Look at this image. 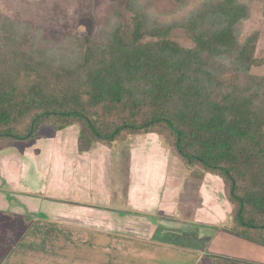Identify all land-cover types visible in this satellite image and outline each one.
I'll return each instance as SVG.
<instances>
[{"label": "trees", "instance_id": "obj_1", "mask_svg": "<svg viewBox=\"0 0 264 264\" xmlns=\"http://www.w3.org/2000/svg\"><path fill=\"white\" fill-rule=\"evenodd\" d=\"M137 4L127 0L130 18L116 11L105 35L61 41L0 14V148L44 125H79L81 151L156 134L175 161L221 177L230 232L264 245V75L252 72L264 57L259 31L239 38L248 5L206 0L156 24ZM178 29L193 46L174 39Z\"/></svg>", "mask_w": 264, "mask_h": 264}, {"label": "rangeland", "instance_id": "obj_2", "mask_svg": "<svg viewBox=\"0 0 264 264\" xmlns=\"http://www.w3.org/2000/svg\"><path fill=\"white\" fill-rule=\"evenodd\" d=\"M135 1L146 11L151 23L167 24L187 17L206 0ZM239 1L246 3L250 9L249 17L239 23V38L244 40L249 34L259 31L257 55L264 57V0ZM126 2L127 0H0V14L45 29L48 38L61 41L71 34L91 37L107 34L116 21V11L122 10L126 14L125 20L130 18L131 12L125 9ZM174 39L184 46H193L181 29L175 31ZM252 72L264 75V65L254 67ZM80 132L79 125L63 130L44 125L35 137L0 148L1 264H156L161 252H166L161 258H170L174 264H194V257L180 250H172L170 245H160L159 249L155 247L151 241L152 236L159 237L167 234V231L155 233L156 222L152 219L139 218V230L136 229L137 232H133L131 237V228L121 227L117 222L112 225L113 218L110 214L108 216L101 210L95 211L96 207L87 210L80 207L76 211H73L74 208L68 209L72 205L77 207V204L86 206L87 201L96 205L100 203L93 199L92 182L98 179L95 174L97 170L94 171L98 167L94 161L96 158L91 153L87 154L88 151L79 149ZM144 138L146 137H129L124 143H120V155L124 162L116 164L115 169L123 173L120 178L123 185L119 187V183H116L112 187V193L120 190V198L124 199L125 196L121 192H129V176L140 179L139 172L136 177L134 169L129 171V165L133 166L129 154L142 147ZM152 139L149 136L144 142L147 147L154 145L155 139ZM163 141L162 148L166 147ZM95 146L96 144L93 147ZM104 147L107 150L105 153L99 150L97 153L93 152L100 162L105 161V156H111L110 148L117 150L118 146L115 149L108 145ZM167 149L168 147L164 150ZM112 155L117 159L118 151H113ZM5 158L11 161L18 159V163L20 159L23 161L24 168L30 172H26V189L18 191L2 175L3 168L4 172L14 170L19 173L21 170V166L9 167L10 170H7L6 165L1 164V159L6 160ZM169 158L170 167L164 191L171 192V199L169 201L168 198V201L173 209L169 213L170 224L166 225L176 226L175 231H185L186 228L179 226L200 225L202 220L207 223L213 219L224 221L227 214V222L224 223L226 227L223 228L229 232L234 223L230 213L232 203L226 196L221 177L200 168L187 167L181 161L172 159L174 156ZM106 163L111 169L112 163ZM151 166L147 171L148 175H163L162 168L149 164ZM141 167L142 165L139 168L137 166L136 169L140 171ZM130 186L133 187V184ZM162 186L164 185L153 190H160ZM134 189L143 199L144 192L139 191V188ZM207 199L212 202L210 209L217 205L223 206L221 217L211 213V210L209 213L199 211L203 209ZM128 203L132 207L133 203ZM52 204L59 205L61 210L56 211L54 207L49 209ZM45 207L54 219L49 218ZM173 252L175 253L172 254ZM209 260L211 259H207L208 263ZM213 261L216 264L214 259L212 263Z\"/></svg>", "mask_w": 264, "mask_h": 264}, {"label": "crops", "instance_id": "obj_3", "mask_svg": "<svg viewBox=\"0 0 264 264\" xmlns=\"http://www.w3.org/2000/svg\"><path fill=\"white\" fill-rule=\"evenodd\" d=\"M149 136H151L155 140H154V145L147 147L144 142H146V139ZM144 137L146 138H144L142 147L135 149L137 152H131L129 154L130 160L133 161V166L131 167V165H129L130 166L129 171L131 172L134 169L133 171L135 172V175L137 174V172H139L140 179L139 178L136 179L135 176L133 177V175L129 176V180H130L129 188H128L129 192L126 194L121 192L122 194L125 195L124 199L119 197L120 190L117 189V192L112 193L113 192L112 187H114V185H117L116 183H119V187L123 185L122 184L123 181L122 182L120 181V178L122 177L123 173L119 169H115L116 164L124 162V159L122 158L123 156L120 155V151L122 150L121 144L120 146L118 145V147L116 146L117 150L115 148H114L115 150L111 148L109 149V152H111L110 153L111 156H113L112 155L113 151L115 152L118 151L119 156H116L117 159H115V157L105 156V161L100 162L98 161L99 157L94 155L93 152L95 151L97 153V151L99 150L102 153H105L107 150H104L105 145L103 146L102 143L95 142L93 146L95 144L96 146L95 147L92 146V148L88 150L87 154L91 153L92 156H94L96 159L98 158V160L94 159V161L98 166L96 169H94V171L97 170L95 174H96V178L98 179L92 182V184H93V199L95 200V202L96 200L100 201V203L96 205V204H92L91 201H87L86 206L82 207L79 204H77L78 205L77 207L75 205L74 206L72 205L68 209L74 208V210L73 209L72 210L76 211L80 209V207L85 210L94 209L96 207V209H94L95 211L101 210L105 212L108 216L110 214V216L113 218V221L111 223L112 225H116L115 222H117L121 227L124 226L126 228H131L133 230L130 234L131 237H133L132 235L133 232H137V230H139L140 225L137 223L139 218L152 219L153 221L156 222L154 226L155 233L158 234L160 232L161 234L162 230L167 231V234L164 231L165 234L160 235L159 237L154 238V236H152L154 241L153 240L151 241L152 243L155 244V247H158L159 249L160 245L163 244H164L163 246L170 245V248H172V250L173 249H176L178 251L180 250V252L187 253V255L194 257L193 259L194 264H214V261L212 263L213 259L216 261V264H264V245L258 244L246 237L240 236L230 231L229 232L224 231L225 229L223 228V226L226 227L224 223L227 222L226 221L228 217L227 214L225 215L226 219H224V221H222L223 219H213L208 221L207 223L206 221L204 222V220H202V223H200V225H194L192 227L188 225L179 226L186 228L185 231H175L176 226L166 225V224H170V221H166V220L164 221L162 220V218L167 217L169 213L172 212L173 209V205L169 203L171 199V192L164 191L165 180L167 181L168 167H170L168 159L170 158L167 150H164V148L161 147V143L158 135L148 134ZM5 159L6 160L3 159L4 161L1 159V164H5L7 170H10L8 169L9 167H17V166H21V170L19 173L15 172L14 170L11 172L10 171L4 172V168H3L2 175L5 176V178L8 180V183L12 187H15L18 191L19 189L20 190L26 189L27 187L26 172L28 173L30 172L26 171V169L24 168L23 161L20 159V162L18 163V159H14V161H11V159L8 158ZM106 162H109L110 164L112 163L111 169L109 164ZM7 163L9 164V166H7ZM149 164H153V167L155 168L157 166L162 168L161 169L162 172L161 170L159 171L163 173V175L162 176L155 175L154 177L152 175H148L147 171L152 168V166L149 167ZM141 165L142 167L140 168V171H138V168ZM137 166L138 168L136 169ZM125 168H123L124 171H126ZM131 184H133V187L130 186ZM161 184L164 186H162L160 190H153L159 188ZM149 185H151V187ZM134 188L137 189L139 188V191L141 190L144 192L145 195L142 194L143 199H141L137 195L135 191L136 189ZM89 198L92 197L89 196ZM129 201L133 203L132 207H129L130 206V203H128ZM211 203H212L211 200L207 199L206 202L204 203L203 209L201 210L199 209V211L209 213L208 211L211 210L210 211L211 213L214 212V214L220 216L221 213L223 212L222 211L223 206L217 205L216 207L214 206L212 209H210L209 206ZM49 206H50L49 209L54 207V209H57L56 211L61 210L59 205L52 204ZM65 210L67 211L66 208ZM135 211L136 212L142 211L143 213L135 214L133 213ZM47 212L49 218L54 219L52 217V214L49 213L48 210ZM166 236L167 238H164ZM163 240L165 241L167 240V241L163 242ZM164 253L166 252L160 253L159 260H157L158 262L156 264H174V261L170 260V258L168 260L167 258L166 260L161 258V255H163ZM174 253L175 252H173L172 254ZM153 254L155 255V252H153ZM208 258L211 259L209 260L210 263L207 262Z\"/></svg>", "mask_w": 264, "mask_h": 264}]
</instances>
